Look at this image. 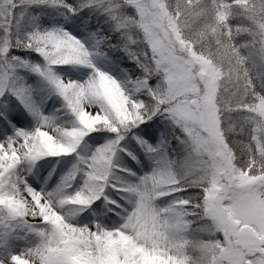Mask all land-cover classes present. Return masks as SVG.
Listing matches in <instances>:
<instances>
[{
  "label": "snow or ice",
  "instance_id": "snow-or-ice-1",
  "mask_svg": "<svg viewBox=\"0 0 264 264\" xmlns=\"http://www.w3.org/2000/svg\"><path fill=\"white\" fill-rule=\"evenodd\" d=\"M0 264H264V0H0Z\"/></svg>",
  "mask_w": 264,
  "mask_h": 264
}]
</instances>
